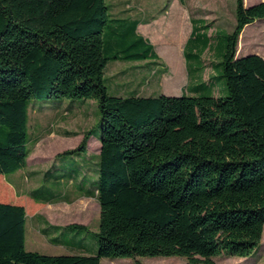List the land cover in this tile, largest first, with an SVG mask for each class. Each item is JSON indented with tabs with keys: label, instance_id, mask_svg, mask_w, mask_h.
<instances>
[{
	"label": "trees",
	"instance_id": "16d2710c",
	"mask_svg": "<svg viewBox=\"0 0 264 264\" xmlns=\"http://www.w3.org/2000/svg\"><path fill=\"white\" fill-rule=\"evenodd\" d=\"M261 19L264 1L246 6L236 0V26L220 64L227 96L214 94V74L193 86L194 93L207 90L209 96L125 97L109 93V63L159 59L138 32L140 22H131L132 40L106 42L112 21L106 0H0V176L27 166L34 99L95 100L101 130L99 177L86 192L100 205L98 252L28 251V205L0 194V264H101L142 257L214 264L222 254L251 256L264 232V58L237 52L243 29ZM207 25L194 20L186 43L189 79L188 57L203 63L212 51ZM201 38L202 51L195 44ZM91 136L88 131L77 149L63 154L87 150ZM3 187L0 178V192ZM31 200L38 209L49 203ZM58 229L89 232L80 224ZM73 240L65 243L71 247Z\"/></svg>",
	"mask_w": 264,
	"mask_h": 264
},
{
	"label": "rangeland",
	"instance_id": "374dc122",
	"mask_svg": "<svg viewBox=\"0 0 264 264\" xmlns=\"http://www.w3.org/2000/svg\"><path fill=\"white\" fill-rule=\"evenodd\" d=\"M259 1L262 0H244V3L249 6ZM106 4L112 20L104 32L106 42L123 40L125 37L132 40L134 37L131 36L129 28L131 22L136 20L142 23L138 32L154 44L160 58L159 61L139 63L110 62L106 70V78L112 79L106 81L110 95L126 97L139 92L143 96H181L182 93L209 96L210 91L207 90L194 93L193 86L202 83L198 78L208 82L210 75L215 74L218 77L213 80L216 86L214 94L227 96L225 83L219 78L222 74L220 64L226 52L227 36L236 26V0H185L184 3L179 0H106ZM119 20H126V24L120 26ZM194 20L197 25L208 24L205 31L212 37V51L208 50L204 54L203 63L197 57H188L191 74L189 79L183 52ZM195 44L202 51L206 44L205 39L201 38ZM251 54L264 58V19L246 26L240 34L237 56ZM193 67L197 69L193 70ZM99 121V105L95 100L47 98L30 102V142L27 146L30 151V165L14 174L0 176L4 186L0 192L1 197L7 201L28 205V251L51 256L74 254L73 248L65 243L68 234L59 233V243L51 239L57 234L54 226L47 225L43 232L45 235L38 234L44 221L52 225L72 223L86 226L89 232L77 230L76 236L82 237L81 241L87 244L89 251L98 252L96 233L100 226V205L96 198L78 196L86 195L98 181L101 148ZM88 131L92 132V136L87 140V150L71 155L63 154L77 149ZM13 178L16 179V190L10 184ZM32 198L49 202L63 198L69 202L56 205L38 204V209L31 207ZM76 241L78 240H73L72 244H76ZM213 261L214 264H264V232L260 247L251 256L238 258L222 254ZM101 264L189 262L182 257H142L136 260L103 259Z\"/></svg>",
	"mask_w": 264,
	"mask_h": 264
},
{
	"label": "crops",
	"instance_id": "0c3cea01",
	"mask_svg": "<svg viewBox=\"0 0 264 264\" xmlns=\"http://www.w3.org/2000/svg\"><path fill=\"white\" fill-rule=\"evenodd\" d=\"M262 1H264V0H262ZM262 1H259V2H257V3H260V2H262ZM257 3H254V4H257ZM254 4H251V5H254ZM251 5H249V6H251ZM140 25H142V23H140L139 24V26ZM139 26H138V29H139ZM193 29H194V21H193V27H192V32H193ZM192 32H191V34H192ZM190 34V35H191ZM142 35V34H141ZM145 37V36H144ZM190 37V36H189ZM189 37H188V39H189ZM146 38V37H145ZM188 39L186 40V43H187V41H188ZM186 43H185V46H186ZM153 44V43H152ZM154 45V44H153ZM185 46H184V51H185ZM155 47V46H154ZM155 51H156V48H155ZM156 53H157V51H156ZM158 54V53H157ZM183 55H184V58H185V54H184V52H183ZM158 57H159V55H158ZM160 60V58L158 59V61ZM185 63H186V59H185ZM135 67H140V66H135ZM186 69H187V64H186ZM109 80H112L111 78H109V77H107ZM125 89H126V87H125ZM119 91H124V90H122V89H118ZM139 95H143V94H141V93H139V92H137ZM29 156H30V154H29ZM28 162H27V166H29L30 165V162H31V160H30V158L28 157V160H27ZM26 166V167H27ZM25 167V168H26ZM18 172V171H17ZM14 174V173H13ZM16 183V179L15 178H13V180L12 181H10V184H11V186L16 190V187H17V185L15 184ZM81 197H83V198H96V197H94V196H89V195H81V196H78V198H81ZM65 202H69V200H65V199H59V200H56V201H54V202H49V203H47V205H56V204H62V203H65ZM27 220H28V218H27ZM39 222L41 223V219H39ZM70 224H72V223H70ZM70 224H67V225H52L51 223L50 224H47L46 222H42V224H41V227H40V231L38 232V234H44L45 235V233H43L46 229H47V225H51V226H54L55 228H56V231L55 232H57V234H55L51 239L52 240H55V239H57L58 237H59V233H62V231L60 230V229H58V228H63V227H65V226H68V225H70ZM27 225V224H26ZM27 234V233H26ZM68 237V240H70L71 238H74V240H78V241H76V244H74V245H72L71 246V248H73V250L72 251H74V252H72V253H74V254H83V255H94L96 252H91V251H89V249H88V247H87V244L83 241L82 243H81V239H82V237L80 236V237H78V236H76L75 237V233H73V232H71V233H69L68 235H67ZM35 252H37V251H35ZM42 254V253H41ZM46 255H48V254H46Z\"/></svg>",
	"mask_w": 264,
	"mask_h": 264
}]
</instances>
